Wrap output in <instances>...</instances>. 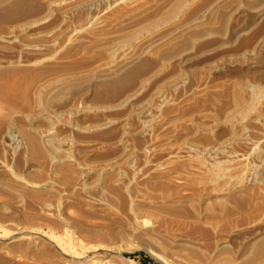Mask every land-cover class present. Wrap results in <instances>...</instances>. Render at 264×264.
I'll return each instance as SVG.
<instances>
[{
  "label": "rangeland",
  "instance_id": "rangeland-1",
  "mask_svg": "<svg viewBox=\"0 0 264 264\" xmlns=\"http://www.w3.org/2000/svg\"><path fill=\"white\" fill-rule=\"evenodd\" d=\"M32 1L42 7L36 13L0 19V90L7 96L0 100V264H264V256L244 263L248 239L264 231V120L246 127L238 144L219 151L215 144L230 137L220 126L200 135L183 132L163 143L167 126L159 127L161 114L178 92L185 93L186 84L165 86L154 97L162 78L110 102L95 101L91 91L79 89L45 106L51 88L77 83L116 58L91 49L93 37L96 24L129 0ZM4 72L11 75L8 83ZM19 90L27 94L26 102L18 98ZM250 128L256 129L251 133ZM27 136L35 144L50 137L64 140L43 155ZM231 150L240 156L230 164L239 168L236 173L216 165L232 157ZM184 158L189 169L199 168L200 174L190 177L198 184L179 185L174 194L140 189L145 179L164 172L163 164ZM201 187L212 197L256 189L262 201L247 214L188 225L146 206L181 196L199 205L201 196L193 194ZM65 232L89 248L82 260L54 248L52 238ZM183 239L186 246L180 247Z\"/></svg>",
  "mask_w": 264,
  "mask_h": 264
},
{
  "label": "bare ground",
  "instance_id": "bare-ground-1",
  "mask_svg": "<svg viewBox=\"0 0 264 264\" xmlns=\"http://www.w3.org/2000/svg\"><path fill=\"white\" fill-rule=\"evenodd\" d=\"M41 8L32 0H0V19H21ZM96 25L97 34L91 49L111 52L116 58L96 67L77 83L51 88L44 97L45 106L56 104L79 89L91 91L90 98L95 101L110 102L151 79L162 78L153 91L154 97L159 96L165 86L180 80L186 84V90L181 91L185 93L179 95L178 92L175 101L161 114L158 125L167 126L163 143L181 137L183 132L200 135L220 126L228 129L230 137L215 144L219 151L234 145L246 127H252L260 118L264 120V0H129ZM171 68L174 70L166 74ZM2 79L7 83L12 80L9 72L2 73ZM1 90L0 100L7 99ZM17 92L18 98L26 102L27 94L22 90ZM131 98L132 95L127 96L128 102ZM63 140L50 137L46 141L37 140L35 144L34 139L27 136L29 144L37 146V152L43 155L52 154ZM238 157L234 150L232 157L219 160L216 165H226L227 170L236 173L239 168H232L230 164L237 163ZM260 160L264 164V154ZM163 166L164 172L145 179L139 184L140 189L174 194L179 185L198 184L194 179L200 174L199 168L189 169L188 158L179 164L176 160L168 161ZM86 170L89 174L93 172V169ZM193 195L201 196L199 205L192 197L181 196L156 204L149 202L146 206L188 225L247 214L261 200L256 189L233 190L225 196L212 197L211 190L201 187ZM248 240L251 243L249 256L244 258V263L264 256V231ZM180 242V247L186 246L184 239ZM51 243L60 255L76 262L89 251L86 244L73 241L67 232L61 238H52ZM224 248L222 243L220 249Z\"/></svg>",
  "mask_w": 264,
  "mask_h": 264
},
{
  "label": "trees",
  "instance_id": "trees-1",
  "mask_svg": "<svg viewBox=\"0 0 264 264\" xmlns=\"http://www.w3.org/2000/svg\"><path fill=\"white\" fill-rule=\"evenodd\" d=\"M134 256H136V255H133V256H130V257H134Z\"/></svg>",
  "mask_w": 264,
  "mask_h": 264
}]
</instances>
